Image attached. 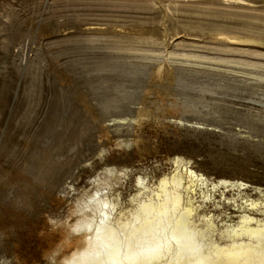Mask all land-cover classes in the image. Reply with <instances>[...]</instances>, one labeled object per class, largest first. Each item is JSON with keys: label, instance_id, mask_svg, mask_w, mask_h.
<instances>
[{"label": "rangeland", "instance_id": "374dc122", "mask_svg": "<svg viewBox=\"0 0 264 264\" xmlns=\"http://www.w3.org/2000/svg\"><path fill=\"white\" fill-rule=\"evenodd\" d=\"M176 173L192 236L160 210L157 242L112 244ZM92 200L78 264H193L262 229L264 0H0V264L81 253Z\"/></svg>", "mask_w": 264, "mask_h": 264}, {"label": "bare ground", "instance_id": "6f19581e", "mask_svg": "<svg viewBox=\"0 0 264 264\" xmlns=\"http://www.w3.org/2000/svg\"><path fill=\"white\" fill-rule=\"evenodd\" d=\"M175 162H176V160H175ZM176 170H178V169H176ZM178 173H180V171ZM187 178L189 180V182H188L189 184L185 188L183 187V184H182V177L177 173L174 174L171 178H166V179H163L162 181H160L158 186H157L158 192L156 193V196L158 198H164V200L166 202L165 201H163V202H165V204L143 202L140 209L135 214H132L130 216V218L126 219L125 222L117 223L116 226H113V227L107 226V230H108L107 239L113 238V240H111V239L110 240H111L112 244H115V242H116L115 240L117 239L116 235L119 233L118 229H115V227L116 228H123V226L125 224V229L124 230L122 229V233L120 234V239L118 240L119 241V247H121V246L123 248L127 247V248H129V250H131L132 249L131 247L138 246L137 248H140V246H142V245L145 246L146 240H151L152 243L157 242L159 240L158 234H157L158 230L155 227L157 222H153L152 219H154L156 216L153 213L156 214V211H160V210H164L166 212L163 217H164L165 221H168L167 222V228L170 226L171 227L174 226L175 229H177L179 231H182V230L185 231L186 230L187 238L192 236V233H191V231L187 225L189 224L188 217L192 213L193 208L191 206L190 201H187L181 209L182 205H181L180 195L178 192H179L180 188H184L186 190L190 189L192 187V185L195 184V182H199L202 185L206 181H205V179H202L201 176H198V175L194 174L193 172H189V175L187 176ZM223 184H224V182H223ZM93 202L94 203L92 206V213L94 215L86 214L84 217L88 221L83 219V221L80 224H78L77 228L79 230H82V233L80 234V238L75 240L76 244L71 249V250H76V251H77V249L81 250V253H78L76 255L73 254V255H71V257H68V259L66 261H64L63 263L57 262L55 264H69L70 260L72 262H74V264H75V262H77L79 260L80 256L89 252V247L91 246L95 236H97V229L100 228L98 226L103 221V219L101 220V217L103 215L105 216L107 214V212H105L104 209H102L103 205H105V208H106V204H103V202H100L99 200L93 201ZM98 202L101 204H99ZM98 208H101L102 210H99ZM179 209H181V212H182V214H181L182 219L173 220L174 215L176 214L177 211H179ZM97 212H99L98 214H100L99 217L97 216ZM139 217L143 218L142 223H141L142 226L140 227V229L133 232L132 224ZM163 217L158 218V219H160L161 223L164 221ZM141 218H140V220H141ZM251 221H252V219H250L246 216H242L241 221H240L239 225L237 226V228L243 230L244 228H246L247 223H249ZM160 222H158V223H160ZM127 223H130V224H127ZM259 227H260V225L257 223L256 229H248L247 233H248L249 238L245 242L244 241L237 242L234 240V241H232V243L230 245L225 246V247H219L217 245L207 246L208 252L207 253L202 252L204 254H201V257L198 256L200 258H197L193 264H264V226L262 227V229ZM137 232L142 233V235L140 236L139 239L136 238ZM192 232L195 234V237H196V235H197V237L202 236V234L200 232H196L194 230H192ZM233 232H236V231L233 230ZM198 234H199V236H198ZM195 237L193 238L194 242H196V240L198 239L197 238L195 240ZM177 242H178V240H177ZM124 244H126V245L123 246ZM172 245H174V244H172ZM172 245H170V246H172ZM61 246L62 247H68L69 245L63 243ZM90 249H92V248H90ZM189 259L190 258H188L187 260H189ZM51 260L52 261L54 260L53 256L51 257ZM179 260H180V262L182 261L181 258ZM183 262H184V260H183Z\"/></svg>", "mask_w": 264, "mask_h": 264}, {"label": "clouds", "instance_id": "9594fccd", "mask_svg": "<svg viewBox=\"0 0 264 264\" xmlns=\"http://www.w3.org/2000/svg\"><path fill=\"white\" fill-rule=\"evenodd\" d=\"M69 264H74V262L70 260ZM75 264H78V262H75ZM103 264H118V262L115 259H105Z\"/></svg>", "mask_w": 264, "mask_h": 264}]
</instances>
